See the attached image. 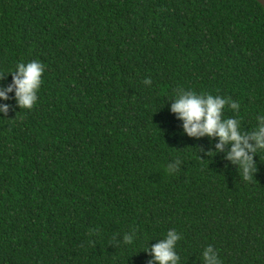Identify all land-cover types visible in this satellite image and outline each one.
<instances>
[{
	"label": "trees",
	"instance_id": "trees-1",
	"mask_svg": "<svg viewBox=\"0 0 264 264\" xmlns=\"http://www.w3.org/2000/svg\"><path fill=\"white\" fill-rule=\"evenodd\" d=\"M31 60L45 68L37 102L19 109L10 93L0 113V264H148L169 229L180 264H203L207 245L222 264H264V151L245 180L169 112L193 90L238 101L244 130L255 126L264 7L0 0V85Z\"/></svg>",
	"mask_w": 264,
	"mask_h": 264
},
{
	"label": "clouds",
	"instance_id": "clouds-1",
	"mask_svg": "<svg viewBox=\"0 0 264 264\" xmlns=\"http://www.w3.org/2000/svg\"><path fill=\"white\" fill-rule=\"evenodd\" d=\"M44 70L39 60L16 63L15 68L7 73L11 74V82L0 85V113L9 111L11 106L3 101L10 99V93L16 107L30 110L38 100ZM3 78L4 75H0V79ZM143 82L150 85L151 79L145 78ZM170 101L169 112L181 122L182 134L196 139L208 137L210 142L215 140L214 150L209 152L223 153V159L234 165L245 180L253 177L257 171L254 157L264 151V114H257L255 126L245 131L238 115L240 103L231 97L179 89ZM226 107L237 115L225 118ZM180 166L181 161L177 159L167 164V171L174 174ZM134 235V231L125 233L122 242L131 243ZM180 239L179 232L169 229L162 239L150 247L148 245L144 250L150 256L148 264H180L176 251ZM201 255L203 264H222L212 245H207Z\"/></svg>",
	"mask_w": 264,
	"mask_h": 264
},
{
	"label": "water",
	"instance_id": "water-1",
	"mask_svg": "<svg viewBox=\"0 0 264 264\" xmlns=\"http://www.w3.org/2000/svg\"><path fill=\"white\" fill-rule=\"evenodd\" d=\"M256 2H258L262 7H264V0H255Z\"/></svg>",
	"mask_w": 264,
	"mask_h": 264
}]
</instances>
